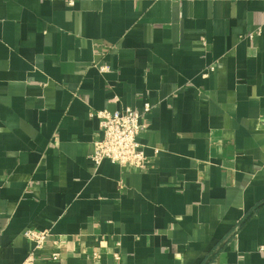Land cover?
<instances>
[{"label": "crops", "instance_id": "crops-1", "mask_svg": "<svg viewBox=\"0 0 264 264\" xmlns=\"http://www.w3.org/2000/svg\"><path fill=\"white\" fill-rule=\"evenodd\" d=\"M145 104L148 166H96L94 114ZM28 229L35 264H264V0H0V264Z\"/></svg>", "mask_w": 264, "mask_h": 264}, {"label": "built area", "instance_id": "built-area-1", "mask_svg": "<svg viewBox=\"0 0 264 264\" xmlns=\"http://www.w3.org/2000/svg\"><path fill=\"white\" fill-rule=\"evenodd\" d=\"M254 34H250L252 37ZM108 66H101L102 71H107ZM151 110L149 104H145L144 111L139 112L130 107L122 110L111 111L103 109L94 115L99 118L102 138L94 142V152L91 156L96 166L104 160L119 164L126 169H145L150 160L143 146L138 142V136L147 128L143 117ZM25 237L33 243V248L28 253L22 264H35L37 251L43 248L49 232L28 229ZM264 251V246L261 247ZM58 252L52 254V259H59Z\"/></svg>", "mask_w": 264, "mask_h": 264}]
</instances>
